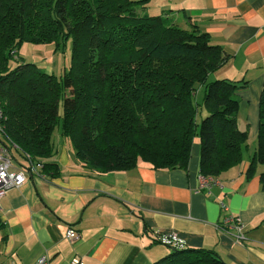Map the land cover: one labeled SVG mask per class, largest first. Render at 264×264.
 I'll use <instances>...</instances> for the list:
<instances>
[{"label": "trees", "instance_id": "16d2710c", "mask_svg": "<svg viewBox=\"0 0 264 264\" xmlns=\"http://www.w3.org/2000/svg\"><path fill=\"white\" fill-rule=\"evenodd\" d=\"M149 1L0 0V142L16 164L30 170L53 157L56 128L100 173L129 170L139 159L186 167L196 137L202 175L245 160L249 134L238 126L236 92L247 81L209 80L229 54L197 23L184 29L168 16L139 13ZM69 41L71 64L59 75L35 62L11 65L26 43L57 51ZM259 115L248 179L264 164V87ZM57 171L45 162V173ZM5 224L0 215V230ZM153 264L228 263L212 249L172 247Z\"/></svg>", "mask_w": 264, "mask_h": 264}, {"label": "crops", "instance_id": "0c3cea01", "mask_svg": "<svg viewBox=\"0 0 264 264\" xmlns=\"http://www.w3.org/2000/svg\"><path fill=\"white\" fill-rule=\"evenodd\" d=\"M158 15L184 29L197 23L229 54L212 76L247 81L237 90L238 126L256 139L264 87V0H157ZM56 154L42 159L38 173L0 199V264H35L47 254L51 264H153L172 251L157 239L176 234L182 248L214 250L228 264H264V164L248 179L253 151L217 175L219 184L199 191L200 141L194 139L186 167L156 168L139 159L129 170L97 172L75 155L60 135ZM255 149V147H254ZM57 174L45 173V162ZM242 218L246 237L238 241L223 220ZM69 228L80 237L70 240Z\"/></svg>", "mask_w": 264, "mask_h": 264}, {"label": "built area", "instance_id": "2783aa9c", "mask_svg": "<svg viewBox=\"0 0 264 264\" xmlns=\"http://www.w3.org/2000/svg\"><path fill=\"white\" fill-rule=\"evenodd\" d=\"M4 120L5 116L0 103V135L4 133ZM38 169V166H32L30 170H28L16 164L9 149L0 142V199L4 197L10 189L22 186L29 179L30 175L38 173ZM215 183H220L217 177L212 175H201L198 189L199 191L208 189ZM221 207L227 212L223 220L226 230L233 231L236 239L241 241L246 237V228L242 218L231 213L224 202H221ZM67 237L73 241L78 239L80 234L74 228H69ZM157 239L160 240L161 243L171 247H182L184 245L183 240H180L176 234L160 235ZM35 264H51L49 256L47 254L42 255ZM70 264H82V260L79 257H75Z\"/></svg>", "mask_w": 264, "mask_h": 264}, {"label": "rangeland", "instance_id": "374dc122", "mask_svg": "<svg viewBox=\"0 0 264 264\" xmlns=\"http://www.w3.org/2000/svg\"><path fill=\"white\" fill-rule=\"evenodd\" d=\"M158 4L157 0H150L146 3L145 7L139 8L138 11L141 14H149V15H158ZM71 55H72V42L69 41L65 46L61 47L59 50L55 51L54 45H34L26 43L20 50V55L16 53L15 57L11 61V65L14 66L18 61H30L38 63L39 65L46 68L48 71H53L55 74H60L64 68H68L71 64ZM21 57V60H20ZM23 58V59H22ZM214 77L211 75L209 80H212ZM204 94V90L202 89L199 94V99L202 100ZM60 129L56 128L54 133V141L57 136L60 135ZM198 141H200L198 137ZM256 146V139L250 143V148L248 152L254 150ZM14 155L18 159L17 161L22 162L23 158L16 151ZM15 161V160H14ZM16 162V161H15Z\"/></svg>", "mask_w": 264, "mask_h": 264}]
</instances>
